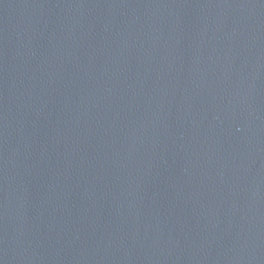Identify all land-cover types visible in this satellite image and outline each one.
Masks as SVG:
<instances>
[{"label":"water","instance_id":"1","mask_svg":"<svg viewBox=\"0 0 264 264\" xmlns=\"http://www.w3.org/2000/svg\"><path fill=\"white\" fill-rule=\"evenodd\" d=\"M0 264H264V0H0Z\"/></svg>","mask_w":264,"mask_h":264}]
</instances>
